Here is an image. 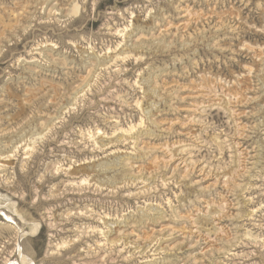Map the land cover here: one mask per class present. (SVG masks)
<instances>
[{
	"label": "rangeland",
	"instance_id": "374dc122",
	"mask_svg": "<svg viewBox=\"0 0 264 264\" xmlns=\"http://www.w3.org/2000/svg\"><path fill=\"white\" fill-rule=\"evenodd\" d=\"M0 264H264V0H0Z\"/></svg>",
	"mask_w": 264,
	"mask_h": 264
},
{
	"label": "bare ground",
	"instance_id": "6f19581e",
	"mask_svg": "<svg viewBox=\"0 0 264 264\" xmlns=\"http://www.w3.org/2000/svg\"><path fill=\"white\" fill-rule=\"evenodd\" d=\"M133 130H134V129L130 127L128 130H126L127 133H124V132H123V133H122L123 135H122V134H121V135H122V136H124V135L126 136L127 134L131 135V133L133 132ZM141 135H142V133H138V134H136V137L131 138V139H132V140H135L136 142H138V141H139V138H140ZM122 136H121L120 138H117V139L115 140V142H120L121 139H122ZM109 143H110V142H109ZM109 143H108V144H109ZM108 144H107V145H108ZM101 146H102V147H105L106 145H105V146L101 145ZM100 148H101V147H100ZM123 163H124V162H123ZM129 163H130V162L128 161V164H129ZM124 165H125V163H124ZM154 214H155V213H154ZM156 214H157V213H156ZM158 214H159V213H158ZM107 220H108V219L105 220L106 223H104V226H106V227H108V229H110V228H111V227H110V226H111V223L108 222L109 220H108V221H107ZM112 222H113V221H112ZM137 224H138V223H137ZM128 226H130V224H127L126 227H128ZM128 228H129V227H128ZM107 232H109V231H107ZM108 234L111 235V232L108 233ZM108 234H107V235H108ZM105 237H106V234H105ZM112 243H114V242L111 241V244H112Z\"/></svg>",
	"mask_w": 264,
	"mask_h": 264
}]
</instances>
